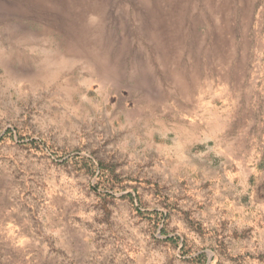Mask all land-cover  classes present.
Wrapping results in <instances>:
<instances>
[{"label": "rangeland", "instance_id": "1", "mask_svg": "<svg viewBox=\"0 0 264 264\" xmlns=\"http://www.w3.org/2000/svg\"><path fill=\"white\" fill-rule=\"evenodd\" d=\"M0 264H264V0H0Z\"/></svg>", "mask_w": 264, "mask_h": 264}]
</instances>
